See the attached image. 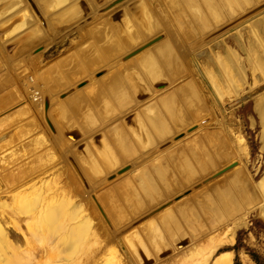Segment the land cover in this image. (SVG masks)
Segmentation results:
<instances>
[{
	"label": "rangeland",
	"instance_id": "374dc122",
	"mask_svg": "<svg viewBox=\"0 0 264 264\" xmlns=\"http://www.w3.org/2000/svg\"><path fill=\"white\" fill-rule=\"evenodd\" d=\"M83 1L87 2V0H82V2ZM118 1L121 2L123 0ZM135 1L136 0H124L123 3L128 5V3L132 4ZM239 1L243 9L237 10L238 12L236 11L230 19L228 18L229 20L225 19L221 13V16H218L217 12L219 10L217 8L220 4L219 2L216 3L213 1V4H211L212 8L210 6L207 7V3L205 2V6L209 9L210 14H213V19L210 22L206 21L203 19V15L198 13L197 16H195L197 19L195 27L193 25L194 17L192 18L188 15H192V9L180 0H169V2L165 0H139L138 3L133 6H127L126 11H128V13L133 12L136 7L141 4L145 7L148 14L154 19L155 27L153 28V32H155L158 27L156 18H158L161 26L155 33L152 32L153 34L151 33L150 35L142 31L134 23L140 37L138 36L137 40L133 41L134 43L132 42V45H129L128 49L123 46L120 48L118 47V52L115 57L110 60L117 62L111 64L104 59V56H102L101 48L97 46L94 48L95 44L92 40L94 35L90 32L93 30L97 33V31H99L98 27L105 24L107 22L106 20H110L111 17H113L112 15H109L108 10L110 9V6L113 7L118 4L116 1L110 3L111 5L108 8L98 11L99 15L97 13L95 14L96 11L91 8V5L94 4L101 6L103 5L102 1L91 0L90 4L84 2L87 7L85 12H82L81 10L79 16L75 17L74 21L72 19L70 21L71 23H74L75 20L79 22L80 18L83 16V19H81L82 23L80 22L76 27L65 28V31L59 29L56 24V30L54 31L50 29L51 35H48L46 30L42 27L41 22L36 17L32 7L29 5L31 0H0V9L4 6H19L20 9H27V13L29 10L31 13L29 14L33 15L34 18L33 27H27L28 29L25 28V30H16L11 28L10 30H5L2 26L6 23H2V25L0 24V125H2L0 126V190L2 189L1 191H3L0 195V201L4 200L6 203L12 202L15 198V194L20 192L22 193V196L25 195L24 201L29 200L30 202L31 200V203L33 204L35 202V200H33L35 193L37 194L44 191L45 195L42 196L44 204L47 202L48 204L52 203L50 205H53L54 202L60 201L63 198L62 196L60 199L62 188H64L67 192V201L64 210H62L63 212L61 216L55 221V226L52 227V224L49 226L50 228L52 227L49 229L50 231L48 233L49 241L51 242L50 251L52 254L48 255V257L51 256V261L48 263L94 264V261L92 260L94 259V256H96L95 258L97 260L102 255L98 253H96L97 255H93V253H95L94 251L99 250L98 248L101 240L100 238L95 237L91 231V227L94 223V227L96 226L95 228L100 232L102 239H104L103 243L106 244L110 242L115 247V251H113V253L106 251L104 255L99 258L96 264L179 263L174 262L179 256L177 255L178 253H181L184 250L189 251L190 248L198 244L199 241H204L203 239H205V237L210 233L218 235L221 234L220 228L223 229L225 226L227 229L233 230L232 241L223 243L221 247L217 248L216 251L209 257L200 259L196 258L187 264H213L214 260L220 254L225 252L232 253L233 255L231 264H233L234 257L237 258L239 264H245L244 258L249 259L251 264H264V217L260 213V207L264 206V195L262 196L263 200L249 206H244L245 208H243V211L231 216L229 218L230 220H225L226 225L225 221H223V223H220L222 225L219 227H210L209 219L203 217V225L198 229H196L197 226L195 224L193 225L188 223V227H194L197 230V233H188L186 237H181L179 240L174 241L172 246L171 244L168 246L164 245L160 239H155L153 242L155 243L156 241V246L158 248L160 247L157 253L156 251H152L153 249L151 248V243L146 240L142 233L145 228L158 225L160 219H162L164 215H167V213H174L175 209L179 205H183L186 200L199 199L203 201L205 195L204 193L207 190L212 189L215 185H224L228 177H234L237 175L244 180H248V178H250L256 188H258L257 185L264 184V124L260 108L264 102V65L261 67L259 61H256L260 57L264 56V49L258 45L257 41L255 45L249 47L248 44L250 41L254 40L255 42L256 39H253L248 35L243 36V47L239 46V44L235 42L236 40L234 37L236 33L243 32V30L246 29L245 26L247 24V28L252 24L257 28L261 25V23H263L264 16L262 15H264V7L259 11L257 10V13L252 16L247 14L248 11L251 13V11L255 9L256 5L263 4L264 0ZM33 3L37 9L36 0H32V6ZM123 3H120L121 5L116 8L118 11H121V7L124 8L125 5L122 6ZM40 14L42 21L46 22L49 21L47 19L52 16V14H50L46 17L42 12ZM245 15L250 17L244 18ZM260 17L261 22L259 19ZM237 19L242 20L240 23L235 24ZM99 21H102L100 23L101 25L99 24L96 27H92V25L99 23ZM219 21H221L222 25ZM53 22H55V20ZM111 22L113 23V21ZM226 23H228V26L225 25ZM224 25L225 28L222 27ZM67 29H69V31ZM120 30H123V28L121 29V26ZM207 30L208 32L206 33L205 31ZM185 31H188L190 34L186 36L184 34ZM27 32L30 34L27 35ZM201 34H203V36ZM30 35L33 36V38L28 41L27 38H29L28 36ZM124 35H126V33ZM210 36L212 38L207 39ZM260 36L264 39V33H261ZM115 37L116 36H114V39L116 40L117 37ZM154 38H160L158 42L161 43L169 41V45L173 48L174 54L182 64L183 75L179 79H175L169 88H164L158 94L152 93L148 97H145L144 100H142L143 102L137 104L129 112L117 115L115 114L114 117L102 121V124L90 133L82 134L78 131L71 132L69 129L66 130L65 126L67 128L71 124L68 121L70 120L68 116H65L66 120L63 118L65 120L64 123L62 122L60 114H56L57 122L54 121V116L47 114L45 117V115L42 114L43 111L41 112V110L38 109L39 105L37 104V101L33 99V96L31 97L33 92H31L30 89L35 85L34 89L38 92V94L40 93L38 97L40 99H38V101H42L45 104V107L48 106V108L50 107V110H52V108L59 104L61 101L60 98H62L63 95H68V90L71 89V92L78 89L77 83L82 82V84H85L92 78H96V75L100 76L103 72H109V76L116 74L118 70L126 69V65L123 64L126 59L124 57L145 42ZM109 40L111 41L109 45H114L112 42L113 39L109 38ZM198 41L199 46L196 44L197 46H195L196 48L194 49L192 44ZM161 43L159 45H161ZM84 44H93L91 48L93 50L96 49L95 53L102 58H99L101 59L100 66L94 71H87L80 65L81 67H79V72L81 73L80 75L83 76L80 79L82 81L78 80L75 85L71 87L62 86L52 94L50 93L49 99L47 97L49 94L45 92V89L39 87L41 83L38 82L37 84H34L29 83V80H26L27 76L30 78L32 76L33 78L43 81L44 76L42 75L51 71H53V75L63 77L61 71L57 70L58 66L61 62L63 63L67 60L70 61V59L73 58L74 61L77 62L76 64H79L80 61L78 60L77 54L80 51L81 46ZM152 46L143 50L142 52H145L136 59L140 60L147 56L156 47H160L156 46L155 48H151ZM251 48H253V50ZM248 49H251L250 53L252 55L254 54L253 57L247 52ZM211 50L215 53L214 57H216V55L217 57L220 56L216 59L221 58L217 61H220L221 65L223 64L222 67L220 66V62L218 63L216 59L213 60V56V58L206 56V54H208ZM228 52H232V54H234L232 59L228 56ZM228 57L234 62L231 63V61L228 60ZM116 58L119 61L115 60ZM134 61L136 60L132 59L128 62V65L133 64ZM253 61L254 63H252ZM227 62L231 65L229 66ZM110 68H112V70H110ZM40 71L44 72H41L40 74ZM95 81L96 80L93 81L94 84H96ZM191 82L194 83L196 89L199 91L202 102L205 105L200 117L195 120H205L206 118L207 122L205 121V123H202L201 125L198 121L192 120V117L190 118L189 116H186V120L184 119L185 122L180 123L183 125L180 126V124H178L179 126L172 129L171 135H167L165 140L162 142H160L159 137L163 136H160L158 133L155 135L152 134L154 141L158 145L151 150L142 152V155L139 157L137 156L136 158H128L127 160L119 161V163L116 164L111 171L103 170L99 171L97 175L92 174L91 177L88 176L86 169H84L78 160L76 155L77 151H83L86 147L89 148L90 145L94 147L96 143L99 145V142L103 139H101V137L107 136V130L116 128L118 126L117 123L123 118L136 112H139L138 114H142L143 118V110H146V108H148L149 105L151 106V104H157L158 98L172 92L174 87ZM77 94L81 97V93ZM11 95H13V97L10 100L9 97ZM21 108L23 109L24 114H22L23 112L20 110ZM17 110H20V112H17ZM70 118L75 122L72 115ZM92 127L93 125L87 128ZM76 128L78 127L75 126L74 130H76ZM26 131H29L31 134L29 136L26 135V137H24L25 135L21 137L22 134H27ZM164 134L165 132H161V135ZM200 134L208 136L209 144L211 143L210 145L215 148L212 149L213 153L209 150L206 144L202 143L203 141L197 140L199 137L201 138ZM39 135L43 136L46 146L44 145V149H38L37 151V149L35 150L37 145L34 144V141L36 137H39ZM110 136L111 134H109V137ZM8 140L9 142L6 143ZM219 140L222 145L218 144ZM189 142H198L199 157H201L202 161L208 165L212 163V167L207 168L201 174L199 173V176L198 173L191 177H189V175L182 176V174H179L177 176L176 183L174 182L170 185L172 190L169 189V194L151 202H147L145 200L147 203L144 204L143 202V204L138 205L136 209L132 207L128 208L121 198H115L114 202L112 199L103 198L102 193L104 191L107 189H111L112 191L116 190L115 185H117V183L119 185L126 179H130V177L137 172L138 169L157 159L161 151L172 152L175 147H179V144L183 147L188 145ZM200 142L203 145H201ZM111 146H109V149L112 151ZM94 148L98 147L95 146ZM223 148L225 151L224 153L221 151ZM228 149L232 150L235 154L227 157L226 155ZM44 151H47L48 153L51 151L52 153L49 154L50 157H47V159L44 160V162L48 164L41 167L39 166L38 168H32L31 166L39 161L42 156V158L45 157ZM218 153H221L220 155L222 158L217 157ZM10 156H14L16 159L13 161L9 159ZM208 156H210V160ZM36 157H39L38 160ZM53 159L56 160L53 162ZM88 162L90 161L88 160ZM233 162L239 165L240 168L236 170L232 168L233 170L230 169L231 171L227 170L225 173L223 172L218 175V171ZM91 165H98V162L95 161V164L92 162ZM122 168L129 169H125L126 171L120 175H112ZM55 173L60 174L58 175L59 181L57 179V184H53V189L49 191L51 186L48 182L51 176H54ZM5 174L7 176H5ZM59 176H61V180ZM212 177L215 178L213 179ZM37 184L39 187L36 186ZM40 184H43L45 187ZM32 186L34 189L31 188ZM12 187L14 189H12ZM29 191H33V193L28 195L27 193H29ZM118 196L116 195V197ZM179 196L181 197V199L179 198L181 201L178 199ZM98 197L100 199L102 198V200L100 201ZM134 197L132 195L133 200L135 199ZM45 198H47V200H45ZM184 198L186 200H184ZM177 199L178 201L174 202ZM48 204L45 206L48 207ZM169 204L170 206H168ZM165 206V209L155 214L159 210V207L161 208ZM48 208H44V210ZM119 208L124 211V215L118 211ZM105 209L107 210L106 213L108 215L105 213ZM44 210L42 211L43 213ZM24 213L25 212H22L20 214L23 223L20 222L21 224L19 223L18 226H14V224H12L13 222H9V219L6 218V216H1L0 214V227L6 232L7 236L9 235L8 239L11 243H14L17 247H19H16V250H14L17 251V255H20V257H22L21 255L25 252V242L23 237H21L22 234L18 230H22L25 233V236L29 237L28 239L31 244L37 243V241L34 240L36 235L34 233L32 234L31 231L27 232L26 230L24 220L27 214ZM152 214L155 215L152 216ZM115 218H118V222H116ZM86 222H88L91 227H88L89 229L87 228L88 230H85L86 233L84 235H79L76 238V241L80 239L81 241L76 242V255L70 260L68 258L69 254L67 255V253L70 252L66 251L68 246L66 243L69 240H67L65 236H68L70 228L78 227L76 225L79 224L85 225ZM6 223L7 225L4 226L3 224ZM11 224L14 227H12ZM181 226L180 227L184 229L186 228L187 223L186 226L183 225V223ZM82 229L84 230L83 227ZM160 232L162 235L166 234L164 230H161ZM73 241L75 242V240ZM126 241L130 242V244L133 245V248L131 247V249H129L126 245ZM13 254L11 256H13ZM33 254L36 256L35 264H37L39 259L42 257V255L40 256L41 251H34ZM61 255L62 258L60 259L59 257ZM29 263L30 262L27 264ZM24 264L26 263L24 262ZM30 264L34 263L31 262Z\"/></svg>",
	"mask_w": 264,
	"mask_h": 264
},
{
	"label": "bare ground",
	"instance_id": "6f19581e",
	"mask_svg": "<svg viewBox=\"0 0 264 264\" xmlns=\"http://www.w3.org/2000/svg\"><path fill=\"white\" fill-rule=\"evenodd\" d=\"M100 1L103 2V5L101 6H97L94 4L91 5V8L94 11H96L95 14L96 13L98 14L99 13L98 11H100L101 9L104 10L105 8H108L111 5L110 3L114 1L118 3L113 7L110 6V9L108 10V12H109V15H112L113 17H111L110 20H106L107 24L105 23L103 24L104 25L103 26L100 24L102 21H99V23L92 25V27H96L99 24L101 25L98 27L99 31H97V33L90 29L91 30L90 33L94 35L92 37V40L94 41V44H95L94 48L95 46L101 48V54L102 56H104V59L112 64V63L117 62V61L114 62L110 60L115 57L116 53L118 52L117 51L118 47L120 48L121 46H123L128 49L129 45H132V42L137 40V37L139 36V32L137 28L135 27V24L142 31L151 35V33L153 32V28L155 27V22H154V19L145 10V7L142 6L141 4L138 7H136V9L133 12L128 13V11H126L127 6L129 5L133 6L136 3H138L139 0H136L132 4L128 3V5H126V3H123L124 0L121 2H119L118 0H100ZM125 1H128V0H125ZM165 1L169 2V0H165ZM180 1H182V3H184L186 6L192 9V12H191L192 15L191 14H188V15L192 18L194 17L193 25L195 27H196L195 23L197 24V19L195 16H197L198 13H201L203 15L202 16L203 19L206 21L210 22L213 19V14L212 13L210 14L209 9L207 8L208 6L212 8L211 4H213V1H215L216 3L217 2L220 3L218 5V8L216 7L219 10L217 13H218V16H221L220 15L221 13L225 19H228V18L230 19V17L233 16L237 10L243 9L239 0H180ZM36 2H37V9L34 3L32 6V0L29 3V5L32 7V10L36 14V17L38 18V20L41 22L42 27L46 30L48 35H51V30H54V31L56 30L55 29L56 24L59 27V29L65 31L64 30L65 28H68V27L71 28L74 26L76 27L78 26L80 22L82 23L81 19H83V16L80 18L79 22L75 20L74 23H71L70 21L71 19L74 21L75 17L79 16L81 10L82 12H85V10L87 9L85 3L90 4L91 0H87V2L86 1L82 2V0H36ZM205 2L207 3V7L205 6ZM120 3H123L122 6L123 5L125 6L124 8L121 7L122 8L120 9L121 11H118L116 8H118V6L121 5ZM263 7H264V3L260 5H256L255 9L254 10L251 9L252 10L251 13H249L248 11L247 15L252 16L257 13L256 12L257 10L259 11ZM24 9L25 8L20 9L19 6L14 7L13 5L4 6L3 8H1L0 9V24L2 25V23H6V24H3L2 28H4L5 30L6 29L10 30V28L16 29V30H20V29L25 30V28L27 27H33L32 26L34 25L33 15H30L31 13L29 12V10L27 13L26 11L27 9L26 10ZM41 12L44 13L46 17L52 14V16L47 19L49 21L47 22L42 21V18L40 17ZM250 16L245 15L244 18L250 17ZM261 17L259 18L260 22H261ZM242 19H239V20L237 19L238 21L236 20L235 24L240 23ZM54 20L55 22H53ZM156 20L158 22V27L156 28L155 32L161 26L159 24L158 18H156ZM111 21H113V23ZM219 22L221 24V21ZM228 23H226L225 25L228 26ZM225 25L222 27L225 28ZM120 26H121V29L123 28L125 32L123 30H120ZM246 26H248V24ZM246 26H245L246 29L243 30V32L236 33L234 35L235 40H236L234 41L237 42L239 46L243 47V36L248 35L251 38L256 39L255 42L254 40L250 41V43L248 44L249 47H252V45H255L257 41L258 45L264 49V39H262V37L260 36L261 33H264V19H263V23H261V25L257 28L254 27L253 24L249 26L248 28ZM67 30L69 31V29ZM80 31H81V28H80ZM122 31L124 32V34L126 33V35H124ZM205 32L207 33L208 30ZM29 34L27 32V35ZM184 34L188 36L190 33L188 31H185ZM201 35L203 36V34ZM114 36L117 37L116 40L114 39ZM28 37H29L27 38L28 41L31 40V38H33V36L31 35ZM109 38L113 39L112 42L114 45L112 44L109 45L111 43ZM211 38L212 37L210 36L207 39H211ZM159 39L153 42L152 44L142 48L140 51L136 52L130 57H127V56L124 57L126 59H125V62H123V64L126 65V69L118 70L116 74L109 75V76H108L109 72H106V73L103 72L100 76L96 75L97 79L92 78L90 81L87 80L88 82H86L85 84L84 83L82 84V82L77 83L78 89L77 90L75 89L71 92H70L71 89L68 90L69 89L68 88L67 89L68 95H63L62 98L59 97L61 101L59 102L57 106L52 108V110H50L51 108L50 107L48 108V106L45 107V104L42 101L41 102L38 101V99H40L38 98L40 93L38 94V92L34 89L35 85L34 87L30 89V91L33 92L31 97L33 96V99L37 101V104L39 105L38 109L41 110V112L43 111L42 114H44L45 117L47 114H49L50 116H54L55 118L54 121L57 122L56 114H60L62 122L64 123V121L66 120L65 116H68V118L70 119L68 121L71 124L69 123L70 126L67 128L63 124L66 130L69 129L71 132L78 131L79 133H82V134L90 133L94 129L99 127L102 124V121L114 117L115 114L117 115V114H123V113L129 112L137 104L143 102L142 100H144L145 97H148L152 93L158 94L164 88H169L171 86V83L175 79L177 80L183 75L182 74L183 73L182 64L179 62L177 56L174 54L173 48L169 45V41L165 43L164 42L161 43V42H158ZM160 43L161 45H159ZM198 43L199 41L196 43L194 42L192 44V47H194L195 49L196 48L195 46H197ZM91 46H93V44L92 45L84 44L81 46L80 51L77 54L78 60L80 61L79 64H76L77 62L74 61V58L70 59V61L67 60V61H64L63 63L62 62L60 63L57 70L61 71L64 78L59 75L58 76L53 75L52 74L53 71H51L45 74L42 73L43 74L42 76H44L43 81L33 78L32 76L31 78L27 76L26 80L27 81L29 80V83H34V84H37L38 82L41 83L39 87L45 89V92L49 94V95L48 94L46 95H48L47 97L50 99L49 97L50 93L52 94L57 89H60L62 86L71 87L75 85V83L78 80H80L81 77H83L82 75H80L81 73L79 72V69H80L79 67L82 66L87 71H90V70L94 71L95 69H97V67L100 66L101 59L99 58L101 56L99 57L95 53L96 49L93 50ZM150 46H152L151 48H155L156 46H160V47H156L144 58L140 60L136 59L138 56H140L142 53L145 52V51L142 52L143 50L147 49ZM251 49L253 50V48ZM251 49L250 50L248 49L247 52L250 53ZM228 54H229L228 56H230V58L232 59L234 54H232V52L230 53L228 52ZM214 55L215 53L212 50L209 51L208 54H206V56L209 58H211L212 56L214 57ZM218 57L216 55V57H214L213 60ZM230 58L228 60H230ZM132 59L136 61H134L133 64L128 65L129 64L128 62L131 61ZM220 59H216V61ZM115 60H118V59L116 58ZM230 61L231 63L234 62L232 60ZM256 61H259L260 66L263 67L264 56L260 57ZM261 62H262V65H261ZM252 63H254V61ZM227 64L229 65L228 62ZM222 65L220 62L221 67ZM110 70H112V68H110ZM41 72H44V71H40V74ZM94 80H96L95 81L96 84L93 83ZM77 93H81L80 94L81 97H79ZM12 97L13 95L9 97L10 100L12 99ZM51 98H52V95H51ZM92 101L94 102V104ZM204 106L205 105L202 102L200 93L196 89L193 82L174 87L172 92H169V94L158 98L157 104H151V106L149 105L148 108H146V110H143V118H142V114H138L139 112L138 113L136 112V113L126 116L121 121H119L117 123L118 126L116 128H112V130L108 129L107 130L108 132L106 133L107 136L101 137V139L102 138L103 139L101 142H99V145L98 143L95 144V146L98 148H94L95 146L93 147L90 145L89 148L86 147L85 150L83 151H77L76 155L78 157V160L80 161V164L84 167V169H86V172L89 177H91L92 174L97 175L99 171H103V170L111 171V169L115 167V165L118 164L119 161H122V160L124 161V160H127L128 158H136L137 156L139 157L142 155L141 154L142 152H146L147 150L149 151L155 146H157L158 144L154 141L152 134L155 135L158 133L160 136H163V137H159L160 142H162L163 140H165L167 135L169 134L171 135L172 129L179 126L178 124L185 122L186 116H189L190 118L192 117V120L199 118L202 110H204ZM260 108H261V117H262L263 124H264V102L262 103ZM20 110H22L23 112L22 108ZM20 110L19 111L17 110V112H20ZM22 114H24V112ZM71 115L74 118L75 122L70 118ZM195 121H198V123H201V125L202 123H205V121L207 122L206 118L205 120L203 119V120H195ZM92 125H93L92 128H87V127H91ZM182 125L180 124V126ZM75 126L78 127L76 128V130H74ZM161 132H165V134L161 135ZM30 134L31 133H29L28 131L27 134H22L21 137L23 135H25L24 137H26V135L29 136ZM109 134H111L110 137H109ZM200 136L201 138L199 137L197 140L203 141L202 143L206 144V146L212 152V149H215V148L214 146L210 145L211 143L209 144L208 136L204 134L202 135L200 134ZM8 142L9 140L6 143ZM34 142H35L34 144L37 145L35 147V150L37 149L38 151V149L39 150L44 149L43 146L45 145V142H44V138L42 135H39V137H36ZM197 143L198 142L196 143L189 142L188 145L183 146V147H181L179 144V147L178 148L175 147L176 149L174 148V151L172 152L161 151L157 159L153 160L151 163L138 169L137 172H135L130 177V179H126L125 181L121 182V184L119 185L117 183V185H115L116 190L112 191L111 189H107L106 191H104L102 193L103 198L112 199L113 202L115 201V198H119V199L121 198L124 204H126L128 208L132 207L136 209V207L138 205H142L143 202L145 204L148 201L151 202L157 198H162L163 196L169 194L170 193L169 189L172 188L170 185L173 184L174 182L176 183L177 176L179 174H182V176L189 175V177H191V176H195L198 173V176H199L207 168L212 167V163L208 165L202 161L201 157H199L198 155L199 146ZM202 143L201 145H203ZM218 144L222 145L220 140ZM109 146L112 147V151L109 149ZM221 151L224 153L225 152L224 148ZM44 152H45V155H44L45 157L42 158L43 157L42 156L39 161H37L31 166L32 168H38L39 166L41 167V166H45L48 164V163H45L44 160H46L47 157H50L49 154L51 153V151L50 153H48L47 151H44ZM220 154L221 153L217 154L218 158H222ZM234 154L235 153L232 150L228 149L226 156L229 157V156H233ZM10 157L9 159L13 161L16 159L14 156L13 157L10 156ZM208 157L210 160V156ZM36 158L38 160L39 157H36ZM54 160L56 159H53V162ZM88 160L90 162H88ZM95 161L98 162V165H91L92 162L95 164ZM236 165L237 164L233 162V166L225 169L224 171L223 169L220 171H223L225 173V171L227 170L229 171L230 169L231 170L239 169L240 166L239 165L236 166ZM125 169L128 170L129 168H125ZM126 170H123L122 172L117 171L115 174H112V175L114 176L120 175L124 173ZM223 172H220L218 175L222 174ZM6 174L5 176H7ZM60 174L55 173L54 176H51V178L49 177L50 178L49 182L48 181L47 182L50 183V186L52 187V188L50 187L51 189L49 188V191L53 189V184H57V182L59 181L58 175ZM59 177L61 180V176ZM40 185H43V184H40ZM36 186L39 187L38 184ZM43 187L45 186L43 185ZM257 187L258 188H256V186L254 185V183L251 181L250 178H248V180H244V179H241L237 175L234 177H228L224 185L223 184L215 185L212 189L207 190L204 193L205 195H204L203 201L199 199L197 200L188 199L187 201L184 198V200H186L185 203L183 205H179L175 209L174 213L173 212H170L169 214L167 213V215H164L162 219H160L158 225L149 226L145 228L142 233L145 236L146 240L151 243V248L153 249L152 251L153 252L156 251L157 253L160 247L158 248L156 246V241L155 243L153 242L155 239H160L164 243V245L168 246L171 244L172 246L174 241L179 240L181 237H186L188 233L189 234L197 233L196 229H198L199 227L203 225L202 224V221L204 222L203 217L204 218L206 217L209 219L210 227H213V228L215 226L219 227L222 225L220 223H223V221L225 220L226 221L230 220L229 218L231 216L238 214L240 211H243V208H245L244 206H249L251 204H254L258 201L263 200L262 196L264 195L263 194L264 184L257 185ZM31 188H33V186ZM12 189L14 188L12 187ZM1 190H0V195L3 193V191ZM39 191H42V190H39ZM31 193H33V191L31 192L29 191V193L27 194L30 195ZM43 195H45L44 191L39 192L37 194L35 193V196H33L34 197L33 200H35V202L33 204L31 203V200L30 202L29 200L24 201L25 195L22 196V193L20 192L15 194V198L12 202L6 203L4 200L0 201L1 216H6V218L9 219V222H13L12 224H14V226L15 225L18 226L20 222L23 223L20 217V214L22 212H25L27 214L24 220V223L26 225V230L27 232L31 231L32 234L34 233L36 235L34 237V240L37 241V243L31 244V242L28 239L29 237L25 236V233L22 230H18L22 234L21 237H23L24 242H25V245H24L25 252L23 255H21L22 257H20V255H17V251H15L16 250L15 248L17 246L14 243H11V241L8 239L9 235L7 236L6 232L0 227V264H24V262L26 264L28 262L30 263L33 262L35 264L36 256L33 254V252L37 250L41 251L40 256L42 255V257L39 259L37 264H47L49 261H51V256L48 257L49 254H52L50 251L51 242L49 241L48 233L50 231L49 229L55 226V221L61 216L63 212L62 210H64V207L67 201V192L64 190V188H62L60 199L62 198V196L63 198L61 200L59 199L60 201L54 202L53 205H50L52 203L48 204L46 202L49 208L45 206L47 205L46 203L44 204V201L42 198ZM116 195L117 196L119 195L120 197L119 196L116 197ZM132 195L133 197L135 195L134 200L132 199ZM179 198L181 199L180 196L178 197V199ZM178 199L175 200L174 202L178 201ZM45 200H47V198H45ZM101 200L102 198L100 199V201ZM145 200L147 202H145ZM168 206H170V204ZM44 208H48V209L44 210ZM165 208L166 206L161 207V208L159 207V210L155 214H157L158 212H160L161 210ZM260 208H261L260 213L264 217V206ZM42 209L44 210V213L42 212L43 211ZM118 211L120 213H123L122 215L125 214L121 208H119ZM106 212L107 210L105 209V213ZM155 214H152V216ZM115 220L116 222H118V218H115ZM226 221H225V225H226ZM182 223L185 226L187 223L186 228L184 229L181 228ZM188 223H191L193 225L195 224L197 226V227L195 226L196 229L192 226L188 227L189 226ZM51 224H52V227L50 228L49 226H51ZM3 225L5 226L7 225V223ZM14 226L12 225V227ZM76 226L78 227L70 228L68 236H65L66 239L69 240L66 243L68 245L67 249L66 248L65 249L66 251L70 252V253H67V255L69 254L68 258L70 260L73 259L76 255V249H75L76 242L81 241V239L76 241V238L79 235H84L86 233L85 230L88 227L89 228L91 227V225L88 222H86L85 225L79 224ZM82 227L84 228V230L82 229ZM95 227L93 223V226L91 227L92 228L91 231L95 237L100 238L101 240H100V245L98 248L99 250L94 251L95 253H93V255L94 254L97 255L96 253H98V254H102L101 256H103L106 251L113 253V251H115L114 245L110 242L104 244L103 243L104 239H102L100 232ZM161 230H164L166 234L162 235L160 232ZM220 230H221V234L218 235V234L210 233L209 235L205 237V239H203L204 241L202 242L199 241V243L191 247L189 251L184 250L181 253H178L177 255L179 256L177 257V260H175L174 262H179V263H175V264H187L188 262L196 258L200 259V258L209 257L213 252L216 251L217 248L221 247L223 243L232 241V234H233L232 231L233 230L227 229L226 226L223 229L220 228ZM73 240H75V242ZM126 242H127L126 245L127 247H129V249H131V247L133 248V245L130 244V242L128 241ZM52 248H53V245H52ZM12 251H14L15 253ZM12 254L13 256H11ZM95 257L96 256H94V259H92L94 261V264H96L100 258L99 257L96 260ZM232 257H233L232 253H227V252L222 253L214 260L213 264H231ZM59 258L61 259L62 255ZM244 260H245L244 261L245 264H251L249 259L244 258Z\"/></svg>",
	"mask_w": 264,
	"mask_h": 264
},
{
	"label": "water",
	"instance_id": "95a60500",
	"mask_svg": "<svg viewBox=\"0 0 264 264\" xmlns=\"http://www.w3.org/2000/svg\"><path fill=\"white\" fill-rule=\"evenodd\" d=\"M157 39H158V38H154V39H152V40H150V41H148V42H145L144 44H142L141 46H139L137 49H135V50L131 51L130 53H128L126 56H127V57H130L131 55H133V54H135L136 52L140 51L142 48H144V47H146V46L152 44V43L155 42ZM62 95H63V94H62ZM62 95H61V96H62ZM231 166H233V163L230 164V165H228V166H226V167H224V168H223V171H224L225 169L231 167ZM123 170H125V168H124V169H123V168H122V169H119L118 172H121V171H123ZM223 171H218V173L223 172Z\"/></svg>",
	"mask_w": 264,
	"mask_h": 264
},
{
	"label": "trees",
	"instance_id": "16d2710c",
	"mask_svg": "<svg viewBox=\"0 0 264 264\" xmlns=\"http://www.w3.org/2000/svg\"><path fill=\"white\" fill-rule=\"evenodd\" d=\"M233 264H239L236 257L233 258Z\"/></svg>",
	"mask_w": 264,
	"mask_h": 264
}]
</instances>
